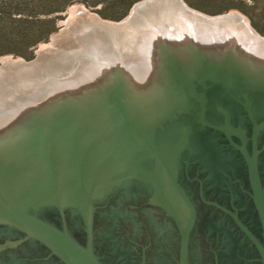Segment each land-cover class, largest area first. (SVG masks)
<instances>
[{
    "label": "flooded vegetation",
    "instance_id": "flooded-vegetation-1",
    "mask_svg": "<svg viewBox=\"0 0 264 264\" xmlns=\"http://www.w3.org/2000/svg\"><path fill=\"white\" fill-rule=\"evenodd\" d=\"M207 71L212 77L221 75L216 71ZM195 81L189 82L191 86L185 90H189L193 97L198 92L203 93L200 95L204 100L202 105L205 109L218 108L216 114L210 110L200 112L193 102L194 106L184 103L190 111H183L181 116L157 119L159 122L154 137L165 140L167 148L163 145V150H159L149 138L143 136V141L148 142L153 149L141 143L143 152L139 153H143L140 155L143 158V179L134 178V185L128 191L124 186H118L98 195L96 183L89 184L90 188H87L86 182L83 185L79 180V185L76 182L78 204L73 205L61 198V188L53 183L56 190L55 203L43 204L47 200L42 203L30 202L27 208L12 196L5 195L14 206L19 204L23 210L56 230H66L80 246L86 248L89 238L88 215L84 214L83 205L87 200L79 192L83 185L92 201V247L101 264H180L183 235L189 226L191 214L177 188L179 185L196 213L195 223L187 237L188 264H264L260 249L237 222L245 226L264 246V229L254 200L246 160V155L256 156L264 190V125L261 124V120H264V89L261 91L258 86L238 89L254 93L252 105L248 103L251 116L242 104L231 100L224 87L195 86ZM159 82L162 83V80ZM157 89L163 90L162 87ZM181 118L192 125L185 133L187 135L182 136V142L173 145L171 142L177 138L178 130L171 125ZM224 118L226 125H223ZM238 123L249 126L247 132L237 129ZM227 125L232 126V129ZM165 129L169 130L168 139H162ZM5 136L8 143L22 140L21 135L16 133H6ZM19 136L21 139H18ZM60 137L66 139L62 133ZM117 153L113 151L114 155ZM80 167L84 170L82 165ZM71 168H75L76 174L79 173L77 167ZM84 172L88 182V174ZM27 185L36 186L31 183ZM169 192L174 193L187 211V222L180 220ZM106 195L109 197L105 202L99 205L95 203L94 196ZM110 206L117 208L112 209ZM124 209L133 213V220L122 213ZM134 231H139L140 236L134 234ZM0 264L66 263L27 232L2 224Z\"/></svg>",
    "mask_w": 264,
    "mask_h": 264
},
{
    "label": "rangeland",
    "instance_id": "rangeland-1",
    "mask_svg": "<svg viewBox=\"0 0 264 264\" xmlns=\"http://www.w3.org/2000/svg\"><path fill=\"white\" fill-rule=\"evenodd\" d=\"M191 1L193 2L194 6H190L185 0H141L135 3L127 13V15L121 20L104 19L98 13L100 11V7H89L83 3L74 2L69 5L65 12L56 14L54 16V18L56 19L57 30L49 36L46 42L39 43L34 49L28 50L30 54L28 58L15 56L13 54L0 56V134H2V136H0V153H3L2 151L13 153V150H15V153L16 151H19L20 156H23L27 161L30 159L27 155H30V157L33 158V161H31L30 163V170H28V174H24L21 170L17 169L15 165L12 164L13 159L9 158L8 156V165L11 162L12 163L11 166H7L5 165V162L3 163V157L0 155V174L8 178L10 182L7 186V184L4 185V182L0 180V187L2 186L1 189L5 192V194H7L8 196H12L14 200L19 202L20 205H22L24 208H27V205L30 204V202L42 203L46 200L47 201L43 204H53L56 202V190L53 185L55 173L53 172L52 168H54L57 174L58 182L56 183V185L60 187L59 180L61 178V171L59 169V163H57L56 158L62 157L61 153L59 151H56V154L54 156L53 154L45 155L47 158H51V167L45 165H43V167L39 164V157L41 155L37 157L33 153L28 152L25 154L22 149L23 147H26V145H28L31 141L33 145L36 146L37 140L40 138H47V144L52 148L49 142H55L56 140L55 143L58 144L57 138L58 135H60L59 132L58 134H54L55 137L54 135H52V139L46 133L44 135L42 133H39V135H32V137L30 136V138L29 136H27L28 138H26L24 137V134H21L22 132L16 131V128L14 130H11V128H14V125H16L11 124L22 111L38 107L36 105H39V103H41L42 101H46L48 98L55 96L57 93H61L64 89H68V85H73V83L71 82H73V79L75 77L86 78L91 74H94L93 72H89L86 69L90 63V59L85 58V53L98 51L102 57L104 56V58L109 61V64L113 65L116 68L120 67L121 69L127 71L125 76L128 75L133 81L141 82V84L143 83V92H147L148 90H150L147 89V87L149 85L153 86L156 83H150L147 73L149 72V69H151V61L149 58V53L151 50V38L149 39L148 37H146V30L144 28L146 23L152 24L151 28L153 29V32L156 33V35L164 37V35L172 34L173 47L171 48L173 50L176 49V51L181 50V48L188 47L189 52H191V50H193L191 49L192 47L196 48L198 46L200 48V51H202L205 55L208 54V56H210L209 59L216 61L220 59L223 60L226 57V55H223L228 54L231 51L235 56H240V52L243 51L245 53H254L256 55L264 57V47H262V45L258 44V46H255L254 44H250L249 42H247V39V41H245L241 38V36L243 35V37H246V34H244L243 32L247 25L250 26V28H252L260 37L264 38V34L259 33V31H257V29L252 24V22L254 21L262 28H264V0ZM182 5H186L187 9L191 11L193 16L184 13ZM233 5L234 7H241L243 9H246L247 14L243 13L239 9H229L230 7H233ZM164 15H166L165 19L163 18ZM169 15L177 16L181 27H179L175 23H171L170 21H168ZM204 17L211 19L220 17L223 18L224 21H209L207 19H203ZM185 18L188 20L185 21ZM124 20H126L125 24H122L118 28L117 32L113 34V36L108 35L103 30L98 29L94 26L97 22L101 21L120 23ZM156 35H154L153 37H155ZM208 36H210V38L213 37L214 40H216V38L219 39L218 43L223 44H212L213 41L211 39L210 41L206 40L209 38ZM222 36L226 37V39L228 40H226L227 43H225V40L224 38H222ZM180 37H188V39L176 40V38ZM185 41L186 43H184ZM234 44L237 45V51L233 48L235 46ZM209 49H212L214 52H209ZM209 53H211V55H209ZM80 59L81 63L78 67L77 63L80 61ZM85 59L89 62L85 61ZM235 68L236 65H232L230 73L235 72ZM196 69L197 68L195 62L194 65H191V67L188 69L189 71L187 70L188 72L185 73L187 76L185 74H183V76H181L180 74L178 75L177 72H172L171 74H173V77L175 78H182L180 82H183L185 85V80L189 79L192 80L189 82H194L195 80H200L201 75H203V77H207L208 80L212 79V76L207 74V70L213 71L210 68H203L204 71L200 73ZM74 70H77L76 72L78 75L74 74L72 75L74 76V78H68L70 77V74L74 72ZM214 71H216L217 74H222L218 69ZM175 78H172V82L175 80ZM228 79L232 80V77L229 76ZM137 84L139 85L140 83ZM232 89L241 97H243V99L246 100V102H248L250 106L252 105L251 102H253L254 100L253 97L248 96L247 90L238 91V89L234 87ZM159 91L160 89L155 90V92ZM201 94L203 93L198 92L196 97L193 98V101L197 105L198 110L203 113L204 105H202V103L204 102V100L200 97ZM179 96L180 95H176L177 99L182 100V98H179ZM251 108L253 111V107ZM216 109L218 108L208 107L206 110H210L211 112L216 114ZM226 123V119L224 118L223 125H226ZM261 124L264 125V120H261ZM61 125L63 126V123ZM191 125V123L186 120L184 121L182 118L175 120V123H173L171 126L175 127L178 130V136L177 138H175L174 142L171 143L173 145H179L180 142H182V136L189 131V127H191ZM65 126L66 125H64V127ZM227 126L229 129H232V126ZM236 128L240 129L242 132H247L249 126L247 127V125L245 124L238 123ZM110 131H114L112 137H110V135H108L107 138H101L98 135L95 136L93 140L96 141V146L89 145L88 147H84L85 144L79 142L80 140H78V143L74 146L76 155L75 158L84 167V170L88 174L89 183L87 182V179H85L87 188H90L89 184H92L93 182H99L101 184L103 183V191L96 190L98 195L105 193V189L110 187L112 184L111 182L106 181L114 177L111 175L106 177V174L104 173L107 172H105V170H101L103 168L102 164H108L110 162V157H112V159L113 157L115 158L116 155L113 154V151H122L127 147V145L123 144L121 139L123 137H120V133L117 135V132L114 129H110ZM163 132L164 133L162 139H168L166 137L169 133V130L165 129ZM6 133L20 134L22 135V140L20 142L12 141L8 143V138L7 136H5ZM186 135L187 134H185V136ZM143 136L146 139L149 138V141L154 143V145L159 150H163L165 140H157L155 137L151 136L147 138L145 137L144 133ZM18 139H21V137ZM137 142L138 143H134L135 145L133 147L138 149L136 150L137 152H143V146H141V143H139V141ZM44 145H46V142ZM103 146L104 149H102ZM164 146L166 147V145ZM184 147L185 146H183L182 148ZM94 148L95 150L101 151L103 154L101 156L102 160L100 161L101 164L99 165V167H94L95 170L90 172L89 168H87L85 163L82 161L81 155L83 151L89 153L90 150L93 151ZM52 149L54 150V148ZM186 149L187 148H185V151ZM62 150L67 155V157H65L67 161H70L69 153L66 147H63ZM128 153H135V151H131ZM16 158L18 160V163H21V159L19 157ZM115 159H118V161H120L121 163L117 165L112 164L110 165V167L112 166L113 168H115L116 166H121V168L119 169L120 173L123 169L128 167L132 168L136 165H138L139 167L140 165L143 166V158H141L140 155H125L124 157L121 156L120 158L117 157ZM35 165H39L41 167L42 173L40 175H37L35 173ZM69 165L72 166L71 161ZM28 166L29 165L24 166V168L19 166L17 167L20 169H25ZM74 170L71 168L72 179L74 183L73 191L75 193L77 189L76 182L79 185L80 179L78 172L76 174ZM109 173L113 172L110 171ZM23 181L35 184L36 186L22 187L20 185ZM122 186L125 187V185ZM19 188L22 192L21 194H18L20 192ZM10 192L12 195L10 194ZM66 192H68L67 189L61 188V198L65 199L64 201L66 203L71 204L70 200L67 199L69 195L66 194ZM108 197V195L97 197L94 196L95 203L99 205L105 202ZM173 197L177 200V203L181 208L179 214L180 220L182 222H187V211L184 210L181 203L175 197L174 193ZM109 208H112V206H110ZM115 208L117 207L113 206L112 209ZM122 213L133 220V213L126 211L125 209L122 210ZM133 233L140 236L139 231H134Z\"/></svg>",
    "mask_w": 264,
    "mask_h": 264
},
{
    "label": "water",
    "instance_id": "water-1",
    "mask_svg": "<svg viewBox=\"0 0 264 264\" xmlns=\"http://www.w3.org/2000/svg\"><path fill=\"white\" fill-rule=\"evenodd\" d=\"M182 8L184 13L193 16L191 11L187 9L186 5H182ZM163 18L165 19L166 15H164ZM168 19L171 23H175L181 27L177 16L169 15ZM203 19L215 22L224 21V19L220 17L215 19L204 17ZM126 20L120 23L101 21L97 22L94 26L103 30L108 35L113 36V34L117 32L118 28L122 24H125ZM184 20L187 21L188 19L185 18ZM151 26L152 24L146 23L144 27L146 30V37L149 39L151 38V50L149 53L151 69H149V72L147 73L150 83L156 82L153 86L147 87L150 89L149 91L143 92V83L141 84V82L133 81L128 75L125 76L127 71L121 69L120 67H114L109 64V61L105 59L104 56L102 57L98 51H92L91 53H85V58L90 59V63L86 69L94 74H91L86 78H74L72 75H78L76 72L77 70H74V72L70 74V77H68L74 78L73 82H71L73 85H68V89H64L61 93H57L55 96L48 98L46 101H42L39 105H36L38 107L22 111L13 121V124H16L14 125V128L18 127V131L22 132L21 134H24L25 136H32L34 134L39 135V133H42L43 135L46 133L48 135L50 132L53 134H58V132L59 134H68L67 139L69 142H67V149L70 153L72 151V140L74 138L73 136H75L74 133H77V136H80L79 138L85 137L91 140L94 139L97 134H105L104 136H107L110 132H112L110 129L123 130V132H127L128 134L134 136L136 141H139L142 144L144 142L149 148L153 149L150 147L148 142L143 141V127L137 125L135 121L137 120L139 123H141L140 121L143 122V115L144 118H147L146 120L151 117L154 120L161 119L160 117L163 112L159 113V110L162 108L161 106L157 111L151 110L150 114H143V104L146 102L148 103L145 99L151 96L158 87L157 79L159 76L157 75L163 71V67L165 72L171 70L173 72H178L181 76H183V74H185V72L191 67V65H194L195 62L197 68L196 70H198L199 73L204 71L203 68H210L213 71L218 69L220 73H222L219 76H213V78L211 77L212 79L210 80L201 75L200 81H195V86L202 85L207 87L217 85L224 87L227 89L231 100L242 104L251 115L248 102H246V100H244L238 93L233 91L232 88L252 89L254 86H258L260 87V90L263 91L264 57L254 53V55L249 52L245 53L243 51H239L240 56H235L231 51L228 54L223 55H226L223 60L220 59L221 61H216L209 59L210 56H208V54L205 55L202 51H200L198 46L196 48L192 47L191 49L193 50L190 49L191 52H189L188 47L181 48V50L176 51V49L173 50L171 48L173 47V35H164V37L156 35ZM243 33L246 34V37H243L244 35L241 36L243 40H248L247 42L250 44L252 43L255 46L260 44L264 47V38L260 37L252 28H250V26L247 25ZM154 35L156 36L153 37ZM208 37L209 38L206 40L210 41L211 39L213 41L212 44L218 43L219 39L216 38V40H214L213 37ZM222 38H224L225 43H227L228 40L226 37L222 36ZM183 39H188V37L176 38V40ZM184 43H186V41ZM233 48L236 50L237 45ZM209 52L214 51L209 49ZM209 55H211V53H209ZM85 61L87 60L85 59ZM80 63L81 59L77 63L78 67L80 66ZM232 65H236V71L234 72L236 77L231 80L228 79V77L230 76ZM181 80L182 78L177 80L179 91H170L169 98H167L166 101H163L165 102L163 104H166L169 101L172 103L177 102L175 95L179 94L184 103H189V106H194L193 98L195 97L192 95L190 96L187 89L185 90V88L191 85L187 82L185 85L183 82H180ZM137 83L140 84L138 85ZM233 83H235L234 86ZM130 87L134 90H131ZM247 92L249 97L254 95L252 92ZM153 102L155 106L160 105L157 98ZM183 111H190V108L187 106L183 110L176 108L172 111V113H169L168 117L166 115L164 119H173L177 116H181ZM62 123H64L63 126L65 124L68 125L67 133L63 129V126L61 125ZM48 128H53V130L51 131ZM22 151L24 153L37 152L41 156L45 155L44 148L42 146H34L32 141L29 142L26 147H23ZM246 160L249 167L254 200L264 229V190L259 177L256 156L254 155L253 157H250L249 155H246ZM71 162L73 167H77L80 181L84 185L86 179L84 170L77 163V159L75 160L73 155H71ZM46 166H48V164H46ZM83 185L79 192L80 194L83 193L87 200L84 202L85 214L88 215L87 221L89 236L86 248L80 246L66 230L63 232L56 230L52 226L38 219L36 216L23 210L19 204L17 207L14 206L9 201L1 187L0 225L8 224L27 232L32 237L50 248L53 253L60 257L66 264H101L95 257L92 247V201ZM177 188L180 190V193L187 203L191 214L189 226L183 235L180 261V264H188L187 237L195 223L196 213L184 190L179 185H177ZM237 222L256 243L264 258V246L256 240V238L246 229L245 226H243L238 220Z\"/></svg>",
    "mask_w": 264,
    "mask_h": 264
},
{
    "label": "bare ground",
    "instance_id": "bare-ground-1",
    "mask_svg": "<svg viewBox=\"0 0 264 264\" xmlns=\"http://www.w3.org/2000/svg\"><path fill=\"white\" fill-rule=\"evenodd\" d=\"M172 72L173 71H171V70H168V72H165L164 67H163V71L161 73L158 72L159 74L157 76H159V78L157 79V81H158L157 82L158 83V87L157 88H159V87H164V88H163V90L160 89L159 92H154L151 96H149L148 98L145 99L146 101H148V103L146 102L145 104H143V114L144 113H149L150 114L151 110L152 111H157L162 106V108L159 110V113L163 112L161 117L164 120L166 115L168 117L169 113H172V111L174 109L178 108L179 110H183L186 107V105L184 104L183 100L177 99V97H175L177 99V102L172 103V102L169 101L166 104H163V103H165L163 101H166V99L169 98L170 91H179V85L177 84V80H180V77H177V78L173 77L174 75L171 74ZM232 73H230V76L232 77V79H235V77H236L234 75L235 73L234 72H232ZM178 75H179V73H178ZM240 75H242V74H240ZM172 78H175V80L173 82H172ZM159 80H162V85L160 84L161 82H159ZM185 81L187 83H189V79H187ZM152 84H154V83H152ZM234 85H235V83H233V86ZM149 86H152V85H149ZM234 88H236V87H234ZM131 90H134V89L131 88ZM156 98L158 99V102L160 103V105H158V106H155V104L153 102V101H155ZM179 98H181V97L179 96ZM150 106H152V107H150ZM203 111L206 112V109L204 108ZM146 119L147 118H144V115H143V122L140 121V120L139 121L141 123H139L137 120L135 122H136L137 125H140V126L143 127V133L145 134V137H147V138L149 136L154 137V135H155V127H156V125H157V123L159 121L157 119L154 120L152 117L148 118V120H146ZM141 124H143V125H141ZM65 125L66 126L64 127V130L67 133L68 125L67 124H65ZM48 129L51 130V131L53 130V128H48ZM116 132H117L116 133L117 135L120 133V135H121L120 137L124 138V139L121 138L123 144L127 145L125 150L118 151V153L115 154L117 157L120 158L121 156L124 157L125 155H143V153H139V152L136 151V150H138L137 148L133 147L135 145L134 143H138L137 141H135L134 136H132L131 134H128L127 132H123V130H117L116 129ZM113 133H114V131L110 132L108 135H110V137H112ZM74 134H75V136H73L74 138L72 140V151H71V153L67 149L68 148L67 142H69L68 139H67L68 134H66L67 136L64 135V137L66 136V139H64V140H62L63 138H61L60 135H58V138H57L58 144L55 143L56 142L55 139H54L55 142H52V141L49 142V144L52 146V148H54V150L47 144V141H48L47 138L38 139L37 143H36V146L37 147L38 146H42L44 148V150H45V155H47V154L48 155H50V154L52 155L53 154V156L56 154V151H59L60 153H64L62 149H63V147H66V149L68 150V153H69L70 161H71V155H73V157L75 158L74 146L78 143V140H80L79 142H82L83 144H85L84 147H88V145H91V144L96 142L93 139L90 140L89 138H85V137L79 138L80 136L78 137L77 133H74ZM22 135H21V137H22ZM52 135H54V134L51 133V132L48 134V136L51 139H52ZM97 135L100 136L101 138H103V137L107 138L108 137V135L104 136L105 134H97ZM24 137L28 138L27 136H24ZM54 137H55V135H54ZM29 138H30V136H29ZM128 139H130V140H128ZM39 140H42V141H39ZM112 140H113V138H112ZM45 142H46V145H44ZM61 145H62V147H61ZM131 151H136L137 153H127V152H131ZM2 152L3 153H0V155L3 157L2 161H3V163L5 162V165L11 166L12 162L9 165L7 163V158L9 156V158L13 159V163L12 164L15 165V167L17 169L21 170L24 174H28V170H30V163H31V161H33V158H31L30 155H27L30 158L27 161L23 156H20L19 151H16V153H15V150H13V153H10V152L8 153V152H4V151H2ZM33 154H35L37 157L40 156V154H38L37 152H34ZM102 154L103 153L101 151H99V150H93V151L90 150L89 153H86V151L82 152L81 159L85 163L86 167L89 168L90 172L95 170L94 167H97V166L99 167V165L101 164L100 161L102 160V158H101ZM45 155L39 157V159H40L39 164L41 166H43V165L46 166V164H48V167H49L51 165V161H50L51 158H47ZM61 155H62V157L56 158L57 163H59V167H60L59 169L61 171V178L59 180V185H60V188H64V189L68 190V192H66V194L69 195L67 199L70 200L71 204L77 205L78 204V195H77L76 192L74 193V191H73L74 183H73V179H72V171H71V168L69 167V166H71V165H69L70 161H67V159L65 158V156H63V154H61ZM116 156H115V158H117ZM16 157H19L21 159V163H18V160H17ZM115 158L114 157H113V159L109 158L110 162L108 164H102L103 168L101 170H105V172H107V173H104V174H106V177L110 176V175L114 176V177H112V178H110V179H108L106 181V182H111L112 184H111L110 187L105 189V191H104L105 193L113 190L115 187L122 186V185H125V188L128 191V188L131 185H134V183L132 182V180L134 178H137L138 180L139 179H143V166L142 165H140V167L138 165H136V166H134L132 168H129V167L125 168L120 173L119 169L121 168V166H116L115 168H113L112 166L110 167V165H112V164H116L117 165V164L121 163L120 161H118V159H115ZM75 160H76V158H75ZM16 163H17V166L22 167V168H24V166H27V165H29V166L27 168H25V169H20V168H18L16 166ZM52 169H53V172L55 173L54 174V183L56 184L58 182L57 181V174H56V171L54 170V168H52ZM34 171H35V173L37 175H40L42 173V169H41V167L39 165H35ZM110 171L113 172V173H109ZM100 178H101V176H100ZM0 180L2 182H4V185L7 184V186L10 183L9 179L6 178L2 174H0ZM27 183L28 182L23 181L20 186H22V187L23 186H27L28 187ZM102 185H103V183L101 184L99 182H96V186H97V187L95 186L96 190L97 191H103ZM19 191H20V188H19ZM21 193L22 192L20 191L18 194H21ZM170 198H171L172 202L174 203V206L177 209L178 213L180 214L181 208L179 207V204L177 203V200L174 199L172 192H170ZM83 207H84V205H83ZM84 214H85V207H84Z\"/></svg>",
    "mask_w": 264,
    "mask_h": 264
},
{
    "label": "trees",
    "instance_id": "trees-1",
    "mask_svg": "<svg viewBox=\"0 0 264 264\" xmlns=\"http://www.w3.org/2000/svg\"><path fill=\"white\" fill-rule=\"evenodd\" d=\"M141 0H0V56L13 54L28 58L30 49L39 43L46 42L49 36L57 30L56 14L65 12L74 2L83 3L89 7H100L101 17L109 20H121L132 6ZM194 6L191 0H185ZM239 9L247 14L246 9ZM253 26L264 34L256 22Z\"/></svg>",
    "mask_w": 264,
    "mask_h": 264
}]
</instances>
